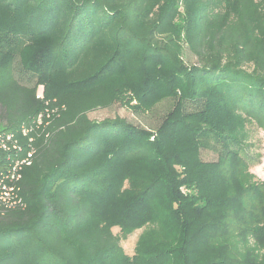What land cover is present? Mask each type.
<instances>
[{
  "label": "trees",
  "instance_id": "16d2710c",
  "mask_svg": "<svg viewBox=\"0 0 264 264\" xmlns=\"http://www.w3.org/2000/svg\"><path fill=\"white\" fill-rule=\"evenodd\" d=\"M13 50L32 84L12 74ZM176 89L202 106L170 112L152 140L88 116ZM246 122L264 130V0H0V173L34 149L21 204L0 210V264H264ZM138 229L128 256L120 241Z\"/></svg>",
  "mask_w": 264,
  "mask_h": 264
},
{
  "label": "rangeland",
  "instance_id": "374dc122",
  "mask_svg": "<svg viewBox=\"0 0 264 264\" xmlns=\"http://www.w3.org/2000/svg\"><path fill=\"white\" fill-rule=\"evenodd\" d=\"M13 53L15 54L12 55V74L21 82L32 84L37 78L36 75L33 74L35 66L28 68V64L31 60L25 65L22 58L20 59L19 53L15 50H13ZM182 58L186 65L195 62L194 56L185 45H182ZM50 90H52L50 84H38V91L42 97H45V92ZM154 97L155 96L147 93L146 95L139 94V98L145 102V104H142L134 95L127 92L110 107L94 110L88 113V116L93 120L113 117L124 118L126 121L146 131L150 140H152L156 136L157 128L163 123L170 112L176 109L179 113L196 111L202 106L201 100L182 97L178 89L172 94L162 95L158 101L149 104ZM242 137L245 138L243 145H246L244 151L248 153L246 155L248 158V167L257 180H262L264 179V130L253 122H246ZM199 157L203 161H215L217 159V151L207 146H201L199 148ZM106 200L104 206L105 213L117 222L120 217L117 208L118 204L111 197H108ZM141 231L142 229H138L126 239H121L120 244L128 256L133 254L137 236ZM113 232L116 234L119 233L118 225L113 227ZM239 246L242 248L241 242H239Z\"/></svg>",
  "mask_w": 264,
  "mask_h": 264
},
{
  "label": "built area",
  "instance_id": "2783aa9c",
  "mask_svg": "<svg viewBox=\"0 0 264 264\" xmlns=\"http://www.w3.org/2000/svg\"><path fill=\"white\" fill-rule=\"evenodd\" d=\"M36 96L38 98H43L38 90ZM40 117L39 115L37 123H40ZM22 131L25 133L26 129H22ZM13 148H16V146L13 145ZM33 153L34 149L30 148L25 156L15 159L8 172L0 173V210L12 209L21 204L18 197V183L21 178L23 167L31 164Z\"/></svg>",
  "mask_w": 264,
  "mask_h": 264
}]
</instances>
